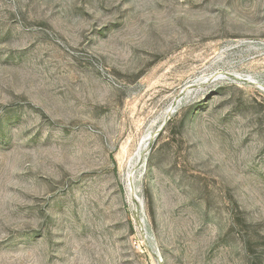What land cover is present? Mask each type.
<instances>
[{
	"label": "rangeland",
	"instance_id": "1",
	"mask_svg": "<svg viewBox=\"0 0 264 264\" xmlns=\"http://www.w3.org/2000/svg\"><path fill=\"white\" fill-rule=\"evenodd\" d=\"M0 264H264V0H0Z\"/></svg>",
	"mask_w": 264,
	"mask_h": 264
},
{
	"label": "bare ground",
	"instance_id": "2",
	"mask_svg": "<svg viewBox=\"0 0 264 264\" xmlns=\"http://www.w3.org/2000/svg\"><path fill=\"white\" fill-rule=\"evenodd\" d=\"M172 106V105H171ZM171 109H172V107H171ZM169 111H171L170 109H169ZM169 115V114H168ZM163 116V115H162ZM167 116V115H166ZM169 117V116H168ZM164 118V117H163ZM167 118V117H166ZM151 136V135H150ZM152 137H154V136H152ZM151 137V138H152ZM148 138H149V136H148ZM147 139V138H146ZM152 140V139H151ZM149 141V140H148ZM144 142H145V140H144ZM151 143V142H150ZM146 147H147V145L146 144H144L143 145V147L142 148H144V149H146ZM145 151V150H144ZM136 153H137V151H136ZM143 154V153H142ZM141 156V154H140V151L138 152V158ZM135 157H133V159H134ZM141 159V158H140ZM135 163H137L136 161H135ZM132 165V164H131ZM136 167V166H135ZM134 169V168H133ZM130 172V171H129ZM131 173V172H130ZM129 173V174H130ZM132 174H133V172H132Z\"/></svg>",
	"mask_w": 264,
	"mask_h": 264
}]
</instances>
